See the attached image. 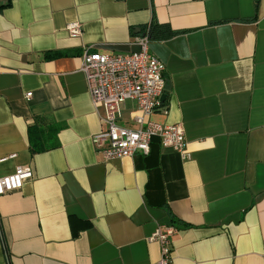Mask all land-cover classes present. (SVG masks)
Returning <instances> with one entry per match:
<instances>
[{
  "label": "crops",
  "instance_id": "0c3cea01",
  "mask_svg": "<svg viewBox=\"0 0 264 264\" xmlns=\"http://www.w3.org/2000/svg\"><path fill=\"white\" fill-rule=\"evenodd\" d=\"M150 28L171 82L154 119L183 123L191 157L158 138L107 159L82 55L136 51ZM11 154L0 175L24 164L33 177L0 195V264H155L161 224L177 228L169 264H264V0H0V159Z\"/></svg>",
  "mask_w": 264,
  "mask_h": 264
},
{
  "label": "built area",
  "instance_id": "2783aa9c",
  "mask_svg": "<svg viewBox=\"0 0 264 264\" xmlns=\"http://www.w3.org/2000/svg\"><path fill=\"white\" fill-rule=\"evenodd\" d=\"M67 30L71 36H80L82 24L71 22ZM150 41L149 34H144L136 39L139 46L136 51L114 53L87 48L82 55L81 70L85 74L88 92L94 105L104 108L101 120L105 127L94 136V142L107 159L149 154L155 137L160 139L162 146L179 152L183 159L191 157L183 123L154 119L158 111L168 114L169 108L162 100L167 85L163 75L165 64L150 51ZM128 100L136 103L132 126L122 121L123 108ZM15 155L1 158L0 162ZM32 177L30 166H16L12 173L0 175V195L21 189L24 182ZM176 233L177 228L173 225L158 226L150 238L157 241L161 248L160 259L155 264L171 262Z\"/></svg>",
  "mask_w": 264,
  "mask_h": 264
},
{
  "label": "trees",
  "instance_id": "16d2710c",
  "mask_svg": "<svg viewBox=\"0 0 264 264\" xmlns=\"http://www.w3.org/2000/svg\"><path fill=\"white\" fill-rule=\"evenodd\" d=\"M153 32V30H151V28H150V30H149V36L151 37L152 36V33ZM58 55H60V53H50V54H47V56L48 57H56V56H58ZM156 139H158L157 137H155V138H153V140H152V144H153V142H155L156 141Z\"/></svg>",
  "mask_w": 264,
  "mask_h": 264
},
{
  "label": "water",
  "instance_id": "95a60500",
  "mask_svg": "<svg viewBox=\"0 0 264 264\" xmlns=\"http://www.w3.org/2000/svg\"><path fill=\"white\" fill-rule=\"evenodd\" d=\"M170 88H171V82L169 80H167L166 90H170ZM166 97H167V94L164 93L162 95V100L164 101L166 99Z\"/></svg>",
  "mask_w": 264,
  "mask_h": 264
}]
</instances>
